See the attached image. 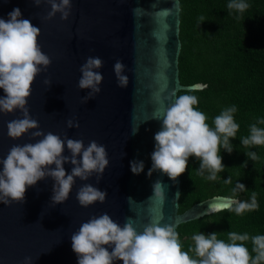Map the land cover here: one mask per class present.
<instances>
[{
    "label": "water",
    "instance_id": "water-1",
    "mask_svg": "<svg viewBox=\"0 0 264 264\" xmlns=\"http://www.w3.org/2000/svg\"><path fill=\"white\" fill-rule=\"evenodd\" d=\"M71 3L68 19L62 20L60 13L44 19L50 11L46 0H41L39 6L32 0H0V17L7 19L10 11L19 8L23 18L40 28L39 45L52 61L36 77L27 104L39 129L13 140L7 134V123L21 113H0V159L6 157L14 144L34 143L31 132L40 130L61 138L66 135L82 139L86 146L95 140L105 146L109 165L99 183L96 174L87 181L76 178L63 204L54 206L50 202L54 183L51 178L29 187L25 203L0 202V264H23L25 257H32V264H77L71 234L83 222L103 213L121 226L130 217L137 231H142L151 219L163 216L161 224H171L177 231L182 223L228 209L238 201L216 196L180 214L176 198L181 192V177L172 181L160 172L147 175L154 134L161 126L160 120L155 119L158 110L174 101L181 90L203 88L183 86L180 82V0H71ZM89 56L103 60L98 70L103 81L100 93L84 102L82 98L90 90L79 89L78 81L80 67ZM117 60L125 65L123 74L129 78L125 88L117 85L113 69ZM45 79L50 80L51 86L44 83ZM68 119H74L79 127L68 128ZM137 126L138 132L132 135L131 130ZM64 155L70 156L66 147ZM133 160L144 162V171L139 175L131 172ZM64 167L70 172L72 165ZM157 180L165 186L164 202L149 199L152 184ZM86 183L107 191L104 203L87 208L79 205L76 193ZM128 197L133 200L128 201Z\"/></svg>",
    "mask_w": 264,
    "mask_h": 264
},
{
    "label": "clouds",
    "instance_id": "clouds-1",
    "mask_svg": "<svg viewBox=\"0 0 264 264\" xmlns=\"http://www.w3.org/2000/svg\"><path fill=\"white\" fill-rule=\"evenodd\" d=\"M32 2L36 6L41 4V0ZM46 3L50 5V11L44 19H51L57 13H60L62 20L68 19L71 0H46ZM227 7L244 12L249 5L244 0H230ZM39 36L40 28L23 18L19 8L10 11L7 19L0 17V89L3 90L0 113H21L19 118L7 123V134L13 140L22 138L30 130L39 129V123L30 116L27 104L36 77L52 62L41 50ZM102 66L103 60L92 56L81 65L78 88L90 90L82 98L84 102L100 93L103 76L98 70ZM113 69L118 87H127L129 78L123 74L125 65L117 60ZM44 83L51 86L48 79ZM198 103L196 96L183 94L175 96L174 101L158 110L155 119L160 120L161 126L154 134L148 177L153 172H160L176 181L188 169L190 157L200 161L199 174L207 171L209 180H216L217 174L224 171L220 149L223 147L229 154L233 151L230 140L235 139L240 127L234 119L237 109L235 106L225 108L214 117V127H211L207 123L208 117L196 107ZM66 123L68 128L79 127L74 119H68ZM257 123L264 125V119ZM257 123L250 126V135L240 141L245 147L264 146V127H258ZM138 130L139 126L134 127L131 134L135 135ZM31 139H35V142L14 144L6 157L0 159V202L5 205L25 203L27 189L45 178L54 181L52 205L63 204L68 200L76 178L87 181L96 174L99 183L109 165L105 146L95 140L86 146L82 139H71L66 135L61 138L52 132L40 130L31 132ZM65 147L70 156L64 155ZM246 156L252 161L259 159L255 152L246 153ZM65 164L72 165L70 172L66 171ZM130 169L134 175H139L144 171V162L130 161ZM225 183H231V178ZM237 188L246 189L239 182ZM179 196L178 193L176 199ZM106 197V190L87 183L76 193L79 205L85 208L97 202L104 203ZM152 198L160 202L167 198L165 186L160 180L152 184L149 199ZM127 199L133 200L131 197ZM257 208L256 193L253 192L250 202L236 201L232 210L242 215ZM162 219L163 216L153 218L143 225L142 231H137L135 221L130 217L122 226L107 213L91 217L70 236L77 264H115L116 261H122V264H264V235L249 237L247 233L229 231L226 242L219 239L216 232L207 235L201 232L192 237L194 247L184 251L175 227L162 225ZM249 239L252 243L251 253L244 243ZM190 252L195 253V258L190 256ZM23 264H32V257H25Z\"/></svg>",
    "mask_w": 264,
    "mask_h": 264
},
{
    "label": "trees",
    "instance_id": "trees-1",
    "mask_svg": "<svg viewBox=\"0 0 264 264\" xmlns=\"http://www.w3.org/2000/svg\"><path fill=\"white\" fill-rule=\"evenodd\" d=\"M244 2L248 9L238 12L227 7L230 0H180V82L203 88L181 90L177 96H196V107L205 113L211 127L215 116L235 106L234 119L240 127L235 139L230 140L233 151L229 154L220 149L225 169L216 180L207 179V171L200 175V161L189 158L188 169L180 176L179 213L216 196L250 202L255 192L258 203L256 210L242 215L232 210L235 203L180 224L177 232L184 251L194 247L192 237L201 232H216L226 242L229 231L249 237L264 235V146L245 147L240 143L250 135V126L264 119V0ZM249 152H255L259 159L252 161L246 156ZM229 177L231 183H225ZM237 182L246 189H238ZM244 243L251 253V239ZM189 254L195 258L194 252Z\"/></svg>",
    "mask_w": 264,
    "mask_h": 264
}]
</instances>
